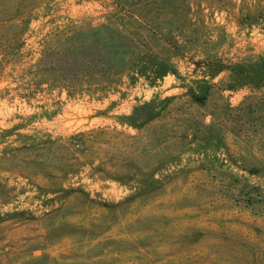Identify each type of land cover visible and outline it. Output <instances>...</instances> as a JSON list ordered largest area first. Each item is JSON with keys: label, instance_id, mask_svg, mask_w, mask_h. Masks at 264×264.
<instances>
[{"label": "rangeland", "instance_id": "obj_1", "mask_svg": "<svg viewBox=\"0 0 264 264\" xmlns=\"http://www.w3.org/2000/svg\"><path fill=\"white\" fill-rule=\"evenodd\" d=\"M0 264H264V0H0Z\"/></svg>", "mask_w": 264, "mask_h": 264}, {"label": "built area", "instance_id": "obj_2", "mask_svg": "<svg viewBox=\"0 0 264 264\" xmlns=\"http://www.w3.org/2000/svg\"><path fill=\"white\" fill-rule=\"evenodd\" d=\"M207 120H210L209 118H207Z\"/></svg>", "mask_w": 264, "mask_h": 264}]
</instances>
